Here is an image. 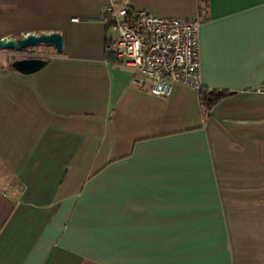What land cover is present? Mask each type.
<instances>
[{
    "label": "crops",
    "instance_id": "1",
    "mask_svg": "<svg viewBox=\"0 0 264 264\" xmlns=\"http://www.w3.org/2000/svg\"><path fill=\"white\" fill-rule=\"evenodd\" d=\"M111 2L200 12V84L226 95L137 84ZM46 32L33 73L0 48V264H264V0H0V39Z\"/></svg>",
    "mask_w": 264,
    "mask_h": 264
},
{
    "label": "built area",
    "instance_id": "2",
    "mask_svg": "<svg viewBox=\"0 0 264 264\" xmlns=\"http://www.w3.org/2000/svg\"><path fill=\"white\" fill-rule=\"evenodd\" d=\"M104 12L115 32L105 50L139 74L137 84L162 97L170 94L174 82L200 89V12L190 18L160 17L146 9L112 2Z\"/></svg>",
    "mask_w": 264,
    "mask_h": 264
},
{
    "label": "water",
    "instance_id": "3",
    "mask_svg": "<svg viewBox=\"0 0 264 264\" xmlns=\"http://www.w3.org/2000/svg\"><path fill=\"white\" fill-rule=\"evenodd\" d=\"M39 44H45L51 46L56 52L62 50V36L58 32H46V33H28L19 38H2L0 39V48L12 49L15 51H21L28 47H34ZM46 63V58L43 57H23L16 58L11 61V67L23 74L33 73L42 68Z\"/></svg>",
    "mask_w": 264,
    "mask_h": 264
},
{
    "label": "trees",
    "instance_id": "4",
    "mask_svg": "<svg viewBox=\"0 0 264 264\" xmlns=\"http://www.w3.org/2000/svg\"><path fill=\"white\" fill-rule=\"evenodd\" d=\"M225 95L226 93L223 91H217L215 89L209 90L202 87H200L197 91L199 103L203 110L207 112H209L212 107Z\"/></svg>",
    "mask_w": 264,
    "mask_h": 264
},
{
    "label": "rangeland",
    "instance_id": "5",
    "mask_svg": "<svg viewBox=\"0 0 264 264\" xmlns=\"http://www.w3.org/2000/svg\"><path fill=\"white\" fill-rule=\"evenodd\" d=\"M48 46L45 44H39L34 47H28L23 50H21L22 54H20L18 51L14 53V55H11V57H45L48 55L47 51Z\"/></svg>",
    "mask_w": 264,
    "mask_h": 264
},
{
    "label": "flooded vegetation",
    "instance_id": "6",
    "mask_svg": "<svg viewBox=\"0 0 264 264\" xmlns=\"http://www.w3.org/2000/svg\"><path fill=\"white\" fill-rule=\"evenodd\" d=\"M45 58V57H44Z\"/></svg>",
    "mask_w": 264,
    "mask_h": 264
}]
</instances>
